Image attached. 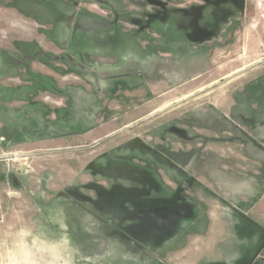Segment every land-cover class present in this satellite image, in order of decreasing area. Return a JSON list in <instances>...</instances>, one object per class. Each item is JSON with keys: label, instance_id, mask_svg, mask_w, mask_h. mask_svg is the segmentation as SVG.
Here are the masks:
<instances>
[{"label": "rangeland", "instance_id": "obj_1", "mask_svg": "<svg viewBox=\"0 0 264 264\" xmlns=\"http://www.w3.org/2000/svg\"><path fill=\"white\" fill-rule=\"evenodd\" d=\"M4 155L0 264H264V0H0Z\"/></svg>", "mask_w": 264, "mask_h": 264}, {"label": "water", "instance_id": "obj_2", "mask_svg": "<svg viewBox=\"0 0 264 264\" xmlns=\"http://www.w3.org/2000/svg\"><path fill=\"white\" fill-rule=\"evenodd\" d=\"M245 70H246V69H241V70L237 71L236 73H234L233 75L229 76V78H232V77H234V76H237V75L243 73ZM177 104H179V103H176V104L171 105V106H169V107H167V108H165V109L160 110V111L158 112V114H159V113H162V112H164V111H166V110H168V109H170V108H172V107H174V106H176ZM129 127H130V126H129ZM129 127H126V128H129ZM126 128H125V129H126ZM121 131H122V130H121ZM21 155H23V154H21ZM21 155H19V156H21ZM23 156H24V155H23ZM9 157H10L9 155H4V156H0V159H2V158H9Z\"/></svg>", "mask_w": 264, "mask_h": 264}, {"label": "crops", "instance_id": "obj_3", "mask_svg": "<svg viewBox=\"0 0 264 264\" xmlns=\"http://www.w3.org/2000/svg\"><path fill=\"white\" fill-rule=\"evenodd\" d=\"M194 158H196V156H194ZM194 162H195V161H194ZM161 190L165 193L164 197H167V198L170 197L171 194L169 193V191H170L169 189H168V190H164V189L162 188ZM188 198H189V199H192V198H190V197H188ZM196 199H197L196 197L193 198V200L197 201ZM197 203H198V202H197ZM197 203H196V204H197Z\"/></svg>", "mask_w": 264, "mask_h": 264}]
</instances>
